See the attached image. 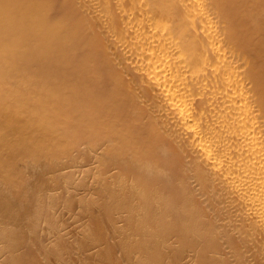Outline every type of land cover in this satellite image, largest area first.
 Returning a JSON list of instances; mask_svg holds the SVG:
<instances>
[{"label": "bare ground", "instance_id": "1", "mask_svg": "<svg viewBox=\"0 0 264 264\" xmlns=\"http://www.w3.org/2000/svg\"><path fill=\"white\" fill-rule=\"evenodd\" d=\"M5 76L16 79L12 94ZM13 93L16 108L0 114V135L16 126L13 153L112 141L109 164L135 174L132 184L119 175L115 188L127 206L161 189L147 175L170 167L173 142L190 138L211 178L255 214L249 231L264 233V0H0V112ZM153 197L161 213L180 216L163 220L188 240L185 228L202 220L193 202L185 217L176 195ZM214 237L206 250L220 248Z\"/></svg>", "mask_w": 264, "mask_h": 264}, {"label": "rangeland", "instance_id": "2", "mask_svg": "<svg viewBox=\"0 0 264 264\" xmlns=\"http://www.w3.org/2000/svg\"><path fill=\"white\" fill-rule=\"evenodd\" d=\"M1 84L11 94L17 86L13 76H5ZM27 96L31 97L28 104H34L33 97ZM247 96L243 93L238 99L246 100ZM16 100L13 93L0 114L15 109ZM153 114V119H161L158 113ZM171 120L165 121V128L167 137L173 139L170 132L176 119ZM259 123L256 134L264 130V122ZM14 129L16 126L11 125L0 135L4 158L0 160V264H205L206 259L222 264H264V233L256 236L249 231L255 214L243 210L237 193L230 192L225 180L211 178L212 166L198 156L190 138L175 140L172 150L177 160L170 167L152 169L146 178L153 186L151 175L160 178L157 186L161 189L150 195H176L183 208L180 215L188 217L192 210L197 211L212 226L206 233L202 220L192 222L185 228L189 235L186 240L180 230L169 228L163 220L168 216L167 223L175 222L180 216L161 213V204L151 199L155 197H140L122 205L125 196L115 190L120 188L119 175L126 171L132 184L135 174L131 168L109 164L112 153L106 150L114 142L97 145L76 138L63 152L51 144L46 150L29 152L22 145L13 153L7 142L16 139ZM5 160L9 164L3 170ZM199 169L205 171L203 176L198 175ZM189 193L195 195V202L188 198ZM210 236L219 242L218 250H206ZM231 238L237 241L232 244Z\"/></svg>", "mask_w": 264, "mask_h": 264}]
</instances>
